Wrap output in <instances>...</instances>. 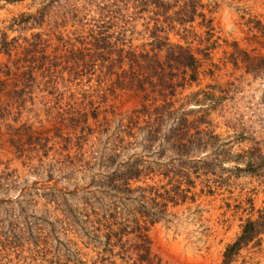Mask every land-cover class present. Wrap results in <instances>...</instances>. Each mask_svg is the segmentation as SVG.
<instances>
[{
	"label": "rangeland",
	"instance_id": "374dc122",
	"mask_svg": "<svg viewBox=\"0 0 264 264\" xmlns=\"http://www.w3.org/2000/svg\"><path fill=\"white\" fill-rule=\"evenodd\" d=\"M54 1L0 0V264H224L264 217V0Z\"/></svg>",
	"mask_w": 264,
	"mask_h": 264
},
{
	"label": "trees",
	"instance_id": "16d2710c",
	"mask_svg": "<svg viewBox=\"0 0 264 264\" xmlns=\"http://www.w3.org/2000/svg\"><path fill=\"white\" fill-rule=\"evenodd\" d=\"M58 1H61V0H56L54 1V3H57ZM137 3L139 5L138 0H137ZM146 3H148V0L141 2L142 5ZM197 9L198 8L196 5H194L193 0H190V1L185 0L184 8L182 11H180V14H179L181 15V20H180L181 24L192 22L194 18L197 16ZM168 57H169L168 60L170 61L171 64L175 63L174 67L176 68L178 67L180 69L182 68L184 70L193 69L197 62L193 54H191L189 50L184 49L183 47H176L174 49H170L168 52ZM133 63L136 64L135 62ZM84 65L87 66V63L84 62ZM169 69L171 70L172 67L170 66ZM173 70H172V73H173ZM160 81L162 82L163 90L170 92V94H168L167 96H173L174 92L177 89V84H175L174 76L163 77L162 79H160ZM165 103H166V106H168L167 100H165ZM161 121H162L161 119H158L157 122H155V124L153 125L152 130L148 131L147 133L148 145L146 146V150L148 152L152 151L154 145L161 142L158 138L160 137ZM185 124H186V121H184V123L181 122V124L176 128V132L177 131L180 132L181 136L185 135V129H184ZM181 141L183 142V138L181 139L179 138V141L176 140L174 141L173 144L171 143L170 139L166 140L165 143L166 145L170 144L171 147L174 148V150L176 149V151L178 152L179 150H181V148H184V144H182ZM185 148H186V145H185ZM117 149H119V147H117ZM119 158H120L119 155L112 153L108 157L109 160L111 159L109 163L111 165H114L115 162L118 163L117 159ZM119 165H121L120 168L124 167L123 170H121L120 168L119 169L117 168L118 173H121V174L119 176H116V178L113 179V181L108 182L107 184L109 185L114 184V187L115 185H117V187H115L117 189L115 190H119L121 192L123 190H126V192H130L132 191L131 182L141 180V178L143 176H146V174H143V170L139 169L140 162H138V160L132 161V162L128 161V162H125ZM149 168H150V165L148 169ZM262 232H264V217H262L260 221L249 222L244 227L240 238L234 244L230 245L227 248L225 255H224V264H229L234 258V256L238 254V252L243 247L247 246L249 243L254 241L259 236V234H261ZM139 238L142 239L143 236H139ZM146 253H149V251H147Z\"/></svg>",
	"mask_w": 264,
	"mask_h": 264
}]
</instances>
